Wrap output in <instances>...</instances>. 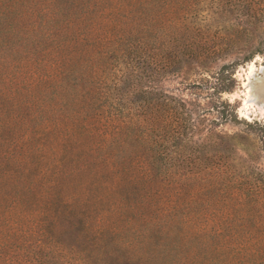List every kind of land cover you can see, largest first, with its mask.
I'll list each match as a JSON object with an SVG mask.
<instances>
[{"label": "trees", "instance_id": "obj_1", "mask_svg": "<svg viewBox=\"0 0 264 264\" xmlns=\"http://www.w3.org/2000/svg\"><path fill=\"white\" fill-rule=\"evenodd\" d=\"M31 2L37 11L30 12L28 25L15 36L9 18L12 6L4 0V28L9 30L4 33L3 59L8 71L4 86L14 85L24 96L29 123L41 122L36 135L47 136L52 151L60 154L54 168L61 169L68 155L70 174L90 175L98 181V188L118 194L119 207H137L135 223L125 218L127 231L135 237L162 238L176 229L183 231L192 222L196 212L191 206L195 204L203 207L197 212L214 222L230 203L239 210L250 201L259 205L263 178L255 177L249 183L243 174L233 177L237 175L220 163L207 164L199 155L206 143L192 140L200 131L199 123L192 124L188 112L182 111L185 105L177 102L172 107L165 94L149 85L143 87L177 65L181 55L186 61L212 55L207 41L197 36L185 43L182 40L175 19L185 0ZM168 15L173 16L168 18L171 27L164 20ZM18 64L22 71L12 74ZM60 169L48 170L53 194L61 186L58 177L64 174ZM189 184L192 187L185 192ZM184 195L186 204L181 201ZM88 200L85 196L79 201L82 206L77 216L65 218L73 220L71 233L76 238L81 235L80 224L82 235L90 233L91 249L83 252L70 242L57 243L48 231L53 218L47 214L49 209H43L28 232L19 234L16 222L4 221V256L0 253V259L4 264H161L157 260L171 256L157 242L160 252L157 257L153 254L155 258L150 256L149 262L137 253L134 238L117 244L111 240L114 247L110 249L99 246L106 221L100 214L94 220L88 218ZM76 201L61 199L55 208V202L51 205L60 214L72 212ZM28 236L37 239L21 252L17 245L28 248L24 240ZM6 245L12 250L7 251ZM172 257L176 263L169 264H183L176 255Z\"/></svg>", "mask_w": 264, "mask_h": 264}, {"label": "rangeland", "instance_id": "obj_2", "mask_svg": "<svg viewBox=\"0 0 264 264\" xmlns=\"http://www.w3.org/2000/svg\"><path fill=\"white\" fill-rule=\"evenodd\" d=\"M31 1L7 0V5L12 6L9 18L15 36L22 34V29L28 25L30 12L37 11ZM168 18L173 16L164 18L171 27ZM175 22L179 24L184 43L197 36L207 41L204 43L212 55L207 58L199 55L191 61L181 55L177 65L143 87L149 85L165 94L172 107L177 102L185 105L182 111L188 112L192 124L199 123L200 131L192 140L206 143L200 148L199 155L207 159V164L220 163L237 175L233 177L243 174L245 182L253 183L255 177L263 178L259 205H251L250 201L248 207L239 210L233 209L230 203L223 208V214L218 213L214 222L208 221V216L202 214L203 207L195 204L191 206L196 212L192 222L184 228L180 225L183 231L176 229L162 238L135 237L133 231H127V220L135 223L138 219L135 218L136 212H140L137 207L132 210L130 206H117L118 194L98 188V181L90 179L88 174H70L71 160L66 151V163L62 162L61 169L54 168L60 154L52 151L54 147L47 136L36 135L37 128L41 130V122L29 123L24 96L14 90L16 86H4V73L8 72L3 59L4 33L9 30L4 28V0H0L1 256H4V221L16 222L19 234L28 232L37 222L38 211L43 209H49L47 214L53 218L48 231L57 243L70 242L83 252L91 249L93 237L90 233L82 235L84 230L80 224L81 235L76 238L75 233H71L73 220L65 218L70 214L77 216L76 212L82 206L79 201L87 196L88 218L94 220L100 214L106 221L99 246L110 249L114 247L111 240L117 244L120 240L134 238L133 244H138L137 253L149 262L152 261L148 260L150 256L159 254L156 243L161 242V248L172 252L163 261L157 260L161 264L176 263L174 255L183 264H264V100L263 93L251 84L255 76H262L264 67V0H191L190 3L185 0ZM251 68L253 76L249 78ZM19 71H22L20 64L11 73ZM57 169L64 175L58 177L61 186L53 194L49 188L52 181L49 172ZM92 183L94 185L90 187ZM191 187V184L186 186L185 192ZM61 199L77 200L71 206L72 212L66 210L56 214L51 203L55 202V208ZM186 200V195L182 196L183 204ZM210 225H213L212 230ZM132 227L135 228L133 224ZM36 239L37 236L24 239L28 248L17 246L23 252L30 249L32 244L29 242L35 243ZM15 244V238H12L10 245ZM12 246L6 245L7 251H11ZM0 264H4L3 258Z\"/></svg>", "mask_w": 264, "mask_h": 264}, {"label": "bare ground", "instance_id": "obj_3", "mask_svg": "<svg viewBox=\"0 0 264 264\" xmlns=\"http://www.w3.org/2000/svg\"><path fill=\"white\" fill-rule=\"evenodd\" d=\"M262 75H264V67L262 68ZM251 76H253V69L252 68H251L250 73H249V78ZM254 79H255V81L254 82L252 81L251 84H252L253 88L256 87L260 92L263 93L262 98L264 100V77H262V76L258 77V75H257V76H255Z\"/></svg>", "mask_w": 264, "mask_h": 264}, {"label": "water", "instance_id": "obj_4", "mask_svg": "<svg viewBox=\"0 0 264 264\" xmlns=\"http://www.w3.org/2000/svg\"><path fill=\"white\" fill-rule=\"evenodd\" d=\"M259 73L261 74V72L259 71ZM262 77H264V75H262Z\"/></svg>", "mask_w": 264, "mask_h": 264}]
</instances>
